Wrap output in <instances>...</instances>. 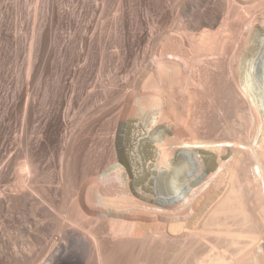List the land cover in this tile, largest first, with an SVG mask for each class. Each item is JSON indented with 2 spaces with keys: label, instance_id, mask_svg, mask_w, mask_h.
Masks as SVG:
<instances>
[{
  "label": "bare ground",
  "instance_id": "obj_1",
  "mask_svg": "<svg viewBox=\"0 0 264 264\" xmlns=\"http://www.w3.org/2000/svg\"><path fill=\"white\" fill-rule=\"evenodd\" d=\"M221 1L222 10L214 17L211 11V19L206 9L201 14L205 1L198 6L201 9L188 1L186 15L200 12L189 20L194 24L176 18L166 37H158L170 36L171 46H159V39L153 46L157 60L153 59L155 68L147 72L146 81L134 79L132 89L121 90L118 102L109 105L110 113L116 112L110 128L117 127L116 150L111 147L106 154L109 168L99 180L92 176L90 183L86 179L76 186L78 194L71 203L66 195L64 220L72 233L81 234L87 257L72 253L74 242L65 233L41 264H264V111L240 72L243 60L258 49L253 43L259 39L264 44V0ZM123 128L142 132L139 145L134 142L143 176L136 173L132 160L130 165L124 162L127 169L117 162L128 153L123 150ZM127 131L126 136L131 132ZM72 137L58 139L59 176L66 186L75 180V171L71 172L75 166L73 170L70 166ZM32 159L14 172L13 197L38 195L32 186L38 166ZM7 202L0 200V208ZM203 205L209 207L195 224L194 213ZM143 223H148V231L141 229ZM35 229L33 235L49 233L37 225Z\"/></svg>",
  "mask_w": 264,
  "mask_h": 264
},
{
  "label": "rangeland",
  "instance_id": "obj_2",
  "mask_svg": "<svg viewBox=\"0 0 264 264\" xmlns=\"http://www.w3.org/2000/svg\"><path fill=\"white\" fill-rule=\"evenodd\" d=\"M188 1L195 8L205 1L207 6L203 2L199 9L201 14L206 9L209 18L211 11L214 17L222 10L221 0H0V200L9 202L6 208H0V264H41L65 233L74 242L72 253L87 257L88 249L81 246L84 240L81 234L72 233L64 220L65 204L77 197V187L83 181L92 176L94 179L98 176L99 180L108 170L110 159L107 155L115 148L113 139L117 134L115 125L110 128L116 112L110 113L109 108L118 102L121 90L132 89L130 83L134 79L141 77L142 83L146 81L147 72L155 68L152 65L156 57L153 46L159 40V46H171L173 40L168 41L169 35L166 40L158 37H166L176 18L183 17L189 23L199 16L197 10L188 16L186 12L191 5ZM185 7L188 9L184 10ZM191 23L194 21L188 25ZM256 48L253 57L249 55L243 60L240 72L242 81L251 87L254 99L264 111V44L259 39L253 43V49ZM103 114L106 117H102ZM81 128L85 129V134ZM125 129L131 131L127 136V130L123 128L125 133L121 132L123 150L128 153L124 150L126 155L117 162L126 169L125 161L130 162L129 165L133 163L132 166L137 163L134 167L137 173L142 170L139 169L141 156L136 152L139 138H142L138 135L142 132ZM70 135L76 140L71 147L74 158L70 157L71 170L76 167L71 172L75 171L76 175L73 173L75 180L66 186L59 176L62 163V142L59 144V141L68 140ZM146 148L151 150L149 146ZM28 157L38 166L37 176L31 173L35 178L32 177V186L38 195L24 193L20 196V193L13 197L10 189L15 174L21 171L19 168H23ZM72 185L77 186L76 189ZM208 207L203 205L202 211L194 213L192 221L195 224L201 221ZM34 224L49 233L38 234L41 238L36 239ZM145 224H141V229L148 231V223ZM28 227L32 228V233L26 235Z\"/></svg>",
  "mask_w": 264,
  "mask_h": 264
}]
</instances>
